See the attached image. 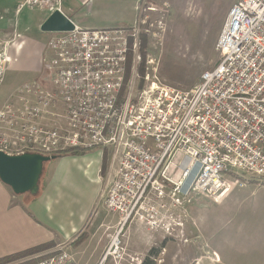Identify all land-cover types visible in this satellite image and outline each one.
Masks as SVG:
<instances>
[{
  "label": "built area",
  "instance_id": "1",
  "mask_svg": "<svg viewBox=\"0 0 264 264\" xmlns=\"http://www.w3.org/2000/svg\"><path fill=\"white\" fill-rule=\"evenodd\" d=\"M17 1V13L52 14L65 0ZM136 1L140 11L146 0ZM147 19L140 12L130 28L53 34L43 82L15 90L0 106V152L9 156L108 152L100 203L120 220L97 264L127 261V225L171 233L195 195L217 203L239 182L231 176L264 179V0L231 7L216 45L218 65L188 90L164 83L157 60L139 52L142 34L166 31L159 22L155 32ZM9 62L0 63V84ZM35 264L78 263L61 246Z\"/></svg>",
  "mask_w": 264,
  "mask_h": 264
},
{
  "label": "rangeland",
  "instance_id": "2",
  "mask_svg": "<svg viewBox=\"0 0 264 264\" xmlns=\"http://www.w3.org/2000/svg\"><path fill=\"white\" fill-rule=\"evenodd\" d=\"M238 1L146 0V5L140 6V11H137L136 0H65L62 11L82 29L130 28L136 23L140 12L141 19L148 17L147 22L154 25L157 33V24L163 22L166 31L159 37L150 35L147 52L159 63V73L164 83L179 90H188L199 82L205 72L218 65L217 41L231 7ZM18 5L17 0H0V63L10 59L4 81L0 84V106L15 90L37 81L43 82L47 75L45 63L51 57L47 46L53 34L40 29L51 12L26 9L17 13ZM100 153L103 151L99 149L90 154L97 156ZM67 162L52 160L45 163L39 186L58 173L62 165L66 168L64 163ZM68 169L71 171L60 184V194L52 201L53 230L58 239H66L63 241L67 244L65 249L76 260L88 264V259L92 258L88 254L93 252L100 236L120 217L109 213L100 203L101 189L88 179H81L80 175L77 177L71 166ZM104 180L105 175L103 184ZM229 180H238L244 186L240 188L238 183L235 184L233 191L217 203L205 194L192 198L203 201L207 206L197 216L195 225L205 228L215 226L212 228L226 232L235 230V226L248 227L253 232L258 229L263 231L264 179L236 175ZM26 195L37 197L31 193ZM133 226L135 223L127 225L121 238L127 260L124 264L143 262L127 246V239L135 243L130 234ZM84 232L87 239L82 244L74 243ZM84 258H88L86 262Z\"/></svg>",
  "mask_w": 264,
  "mask_h": 264
},
{
  "label": "crops",
  "instance_id": "3",
  "mask_svg": "<svg viewBox=\"0 0 264 264\" xmlns=\"http://www.w3.org/2000/svg\"><path fill=\"white\" fill-rule=\"evenodd\" d=\"M95 150L99 149H94L84 156H64L57 159L60 162L68 161L64 163L66 168L62 165L58 173L44 181L40 192L34 198L26 194L15 196L0 180V259L43 244H55L53 249L44 254L55 253L61 246L67 245L63 242L66 239H58L53 230L52 201L60 194V184L71 171L69 166L75 169L77 177L88 179L99 190H103L109 168L103 173L104 153H100V156L90 154ZM199 201L191 200L186 208L187 216L178 215L183 225L175 226L171 233L164 230L153 231L135 224L130 232L135 243L127 239L128 248L133 250L134 255H139L142 261L149 256L152 249L159 250L160 255L153 258L155 264H264V230L253 232L249 231L248 227L235 226V230L226 232L212 228L215 226L205 228L199 224L195 225L199 213L207 208L203 201ZM118 223L119 220L110 224L106 233L100 236L93 252L88 254L92 257L87 258L88 264H97L101 260L110 245L108 241L110 242L117 232ZM128 236L129 234L127 238Z\"/></svg>",
  "mask_w": 264,
  "mask_h": 264
},
{
  "label": "water",
  "instance_id": "4",
  "mask_svg": "<svg viewBox=\"0 0 264 264\" xmlns=\"http://www.w3.org/2000/svg\"><path fill=\"white\" fill-rule=\"evenodd\" d=\"M75 28L76 25L59 10L52 13L40 27L42 32L51 34L72 32ZM52 160L55 157L38 154L9 156L0 152V180L16 196L28 193L37 195L44 164Z\"/></svg>",
  "mask_w": 264,
  "mask_h": 264
},
{
  "label": "trees",
  "instance_id": "5",
  "mask_svg": "<svg viewBox=\"0 0 264 264\" xmlns=\"http://www.w3.org/2000/svg\"><path fill=\"white\" fill-rule=\"evenodd\" d=\"M140 43L141 44H140L139 52H141V54L143 56H145L147 53V45H148V38L145 34L141 35ZM132 61H133V55L130 54L129 65H128L129 70L132 67ZM128 78H129V74H128ZM89 152L90 151L69 150V151H66L64 153L53 155L52 157H55V160H57V159H60L64 156H84ZM108 165H109V155H108V152L105 151L104 157H103V173H105V171L107 170ZM87 237L88 236H86V233L84 232L82 235L79 236V238L74 243L82 244L87 239ZM54 247H55V244H53V243L43 244V245L31 248L29 250H26L24 252H20V253L14 254V255L4 257V258L0 259V264H35L40 259L50 257V256L54 255L55 253H51V254L44 255V256L33 259L34 256H37V255L43 254L47 251H50ZM159 255H160L159 250L152 249L149 253V256L143 261L142 264H155V262L153 261V258H156Z\"/></svg>",
  "mask_w": 264,
  "mask_h": 264
}]
</instances>
